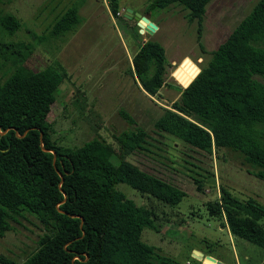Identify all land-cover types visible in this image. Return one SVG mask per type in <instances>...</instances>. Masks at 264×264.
Returning <instances> with one entry per match:
<instances>
[{
  "label": "trees",
  "instance_id": "1",
  "mask_svg": "<svg viewBox=\"0 0 264 264\" xmlns=\"http://www.w3.org/2000/svg\"><path fill=\"white\" fill-rule=\"evenodd\" d=\"M110 1L114 13L119 0ZM207 2L150 0L146 9L180 5L199 30ZM78 22L76 8H68L53 18L49 33L61 36ZM19 25L11 13L0 16L6 34ZM13 47L0 39V57L13 54L21 64L24 55ZM23 48L30 53L32 46ZM130 63L135 82L146 94L157 95L165 78L162 47L142 41ZM62 79L53 66L30 71L15 66L0 81V236L23 212L48 230L21 262L0 254V264H181L141 239L156 217L153 208L136 205L115 186L123 183L169 206L181 200V189L128 161L112 162L114 150L102 138L70 147L51 139L46 117ZM175 88L178 96L162 108L154 129L195 150L237 151L251 167L248 172L264 181V0L255 2L185 87ZM120 115L132 122L126 112ZM146 136L140 127L120 132L118 158L144 149ZM193 183L200 191L202 181L193 178ZM218 191L219 197L206 203L208 215L223 226L225 219L233 235L264 247L259 223L264 206L251 197L240 200L222 186Z\"/></svg>",
  "mask_w": 264,
  "mask_h": 264
},
{
  "label": "rangeland",
  "instance_id": "2",
  "mask_svg": "<svg viewBox=\"0 0 264 264\" xmlns=\"http://www.w3.org/2000/svg\"><path fill=\"white\" fill-rule=\"evenodd\" d=\"M256 1L209 0L198 30L196 21L185 17L187 10L176 4L147 10L149 0H119L113 13L110 0H0V16L11 13L20 23L10 35L0 26V39L24 55L21 64L13 54L6 60L0 57V81L15 66L29 71L58 69L63 79L46 117L52 140L70 147L102 138L114 150L112 162L128 161L184 192L177 205L169 206L123 183L115 186L136 205L153 208L156 217L142 230L141 239L181 264L201 263L192 257L193 250L208 252L224 264H264V247L233 235L225 219L223 226L206 209L208 201L219 197L221 186L240 200L251 197L264 206V181L248 172L251 167L237 151L195 150L153 127L162 108L178 96L175 87L193 79ZM71 7L76 8L78 24L61 36H51L53 18ZM125 8L147 14L157 29L152 34L139 30L136 21L124 15ZM140 23L143 28L145 23ZM148 39L162 47L164 56V84L155 96L146 94L129 70L137 45ZM25 46H32L30 53ZM120 111L132 122L123 119ZM136 127L147 134L144 149L118 158L123 150L115 137ZM193 178L202 181L200 191ZM259 223L264 227V216ZM47 232L34 215L23 212L9 221V229L0 236V254L21 262Z\"/></svg>",
  "mask_w": 264,
  "mask_h": 264
},
{
  "label": "water",
  "instance_id": "3",
  "mask_svg": "<svg viewBox=\"0 0 264 264\" xmlns=\"http://www.w3.org/2000/svg\"><path fill=\"white\" fill-rule=\"evenodd\" d=\"M124 15L128 16V17H132L136 21V25L139 28V30L143 29V32L146 34H152L157 29V26L155 25V23H153L152 21L149 20L147 14L144 15V14H140V13H132L131 9L125 8L124 9ZM140 22L145 23L143 28H142V25ZM198 72H199V69H198L197 73ZM196 74H195V76H196ZM39 136H41L40 132H39ZM40 139H41V137H40ZM49 152L53 154V157H52V162H53L54 153L52 150H49ZM192 257H194L196 260L201 261L200 264H206L207 261L215 262V264H224L222 261L212 257L211 255L203 254L202 252L197 251V250L192 251Z\"/></svg>",
  "mask_w": 264,
  "mask_h": 264
},
{
  "label": "crops",
  "instance_id": "4",
  "mask_svg": "<svg viewBox=\"0 0 264 264\" xmlns=\"http://www.w3.org/2000/svg\"><path fill=\"white\" fill-rule=\"evenodd\" d=\"M149 1H150V0H149ZM148 18H149V17H148ZM149 20L152 21L150 18H149ZM152 22H153V21H152ZM153 23H154V22H153ZM198 69H199V68H198ZM212 257H214V256H212ZM214 258H215V257H214Z\"/></svg>",
  "mask_w": 264,
  "mask_h": 264
}]
</instances>
